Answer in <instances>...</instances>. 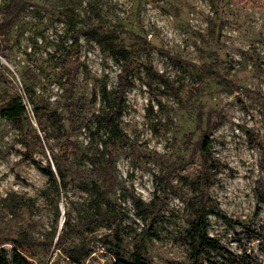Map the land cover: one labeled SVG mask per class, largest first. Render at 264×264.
I'll list each match as a JSON object with an SVG mask.
<instances>
[{
	"label": "rangeland",
	"instance_id": "1",
	"mask_svg": "<svg viewBox=\"0 0 264 264\" xmlns=\"http://www.w3.org/2000/svg\"><path fill=\"white\" fill-rule=\"evenodd\" d=\"M28 4L0 53V103L16 92L26 106L21 120L0 116V248L10 254V238L26 235L36 264H112L116 247L124 256L139 248L154 264L187 262L182 232L197 210L229 248L239 250L236 232L255 246L248 236L264 225V0ZM63 58L76 59L72 85ZM103 86L121 96L115 186L50 183L31 160L52 167L63 136L51 120L41 126L31 98H85L89 118ZM61 125L88 142L87 129ZM81 154L66 162L82 167ZM134 197L147 203L145 216Z\"/></svg>",
	"mask_w": 264,
	"mask_h": 264
},
{
	"label": "trees",
	"instance_id": "2",
	"mask_svg": "<svg viewBox=\"0 0 264 264\" xmlns=\"http://www.w3.org/2000/svg\"><path fill=\"white\" fill-rule=\"evenodd\" d=\"M28 0H3L0 3V53H3L7 47V41L12 29L20 21L22 15L28 8ZM129 37L140 39L144 37L133 31H128ZM114 56L119 53L118 58L127 61L124 49L118 48L114 50L110 47ZM62 66L67 67L68 82L70 85L75 81L77 74V63L75 58H63ZM3 81L0 79V82ZM71 90L70 88H68ZM32 110L38 122L41 124L51 120L49 125L58 132L60 137L63 136V157H53V165L48 163L42 165L41 162L32 159V163L44 173L49 182L56 184L57 180L64 183L67 179L78 183L83 190H90L89 186L102 185L107 191H112L115 186L114 175V158L120 149V139L122 131L118 125L117 118L120 115L121 96L117 90H108L103 86L100 90V108L91 113L92 116L87 118L83 114V108L86 105L85 98L80 100L70 99L68 101H57L54 106L43 98L35 101L31 98ZM83 105V106H82ZM60 109L65 114L55 123L57 115L60 116ZM26 115V106L22 96L19 93H11L0 103V116L8 120L18 121ZM199 116V115H198ZM66 120L69 128H85L88 131L89 140L85 145L80 141L72 138L69 134L62 132V122ZM44 127V126H42ZM45 129V128H42ZM102 136H97L99 133ZM58 135L56 137H58ZM100 137V138H97ZM42 146V143L37 138ZM201 149L207 152L210 146V139L202 137L200 140ZM101 146V148H100ZM105 150L107 157L101 158L102 150ZM71 151L81 152L84 162L82 167L75 165L73 162H66L67 154ZM26 157L29 154H26ZM262 202L264 198L260 199ZM139 216H145L147 203L139 197L133 198ZM227 220V218H226ZM238 237L236 240L240 243L239 250H234L226 246L220 238L211 235L208 231V218L204 210H197L195 216L189 221L188 225L182 232V239L187 245V262L180 260H169L162 264H264V225L258 230H251L248 240H256V245L241 242L243 232H236ZM13 242L10 254L4 248H0V264H36L32 258L33 253L25 254L27 245L26 235L20 237L14 236L10 238ZM118 245V244H117ZM43 246V245H42ZM37 250H42L40 245ZM30 253V252H29ZM112 264H154L139 248H135L129 256H124L119 248L112 249ZM39 257V256H37ZM40 259V258H38ZM80 263L79 259H75Z\"/></svg>",
	"mask_w": 264,
	"mask_h": 264
}]
</instances>
